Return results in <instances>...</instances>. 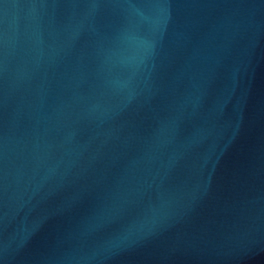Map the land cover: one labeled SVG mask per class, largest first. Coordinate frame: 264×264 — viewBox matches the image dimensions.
I'll return each instance as SVG.
<instances>
[{
    "label": "water",
    "instance_id": "1",
    "mask_svg": "<svg viewBox=\"0 0 264 264\" xmlns=\"http://www.w3.org/2000/svg\"><path fill=\"white\" fill-rule=\"evenodd\" d=\"M0 264H264V0H0Z\"/></svg>",
    "mask_w": 264,
    "mask_h": 264
}]
</instances>
